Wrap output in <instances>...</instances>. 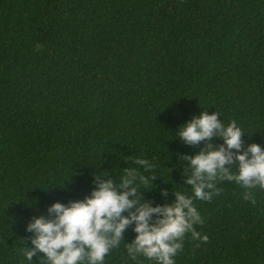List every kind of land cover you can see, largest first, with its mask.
Returning <instances> with one entry per match:
<instances>
[{"label": "trees", "instance_id": "obj_1", "mask_svg": "<svg viewBox=\"0 0 264 264\" xmlns=\"http://www.w3.org/2000/svg\"><path fill=\"white\" fill-rule=\"evenodd\" d=\"M201 111L264 148V0H0V264H30L26 226L97 176L134 169L151 183L130 198L151 206L191 195L183 157L223 144L177 135ZM214 183L193 199L207 239L185 233L174 264H264V189ZM133 227L104 264H155L127 254Z\"/></svg>", "mask_w": 264, "mask_h": 264}, {"label": "clouds", "instance_id": "obj_2", "mask_svg": "<svg viewBox=\"0 0 264 264\" xmlns=\"http://www.w3.org/2000/svg\"><path fill=\"white\" fill-rule=\"evenodd\" d=\"M217 116L216 111H201L177 130L179 138L190 145L216 136L223 141L218 147L209 145L183 157L191 169L186 178L191 195L176 192L174 203L151 206L130 198L151 183V179L137 177L134 169L125 172L118 188L112 180L97 176L89 196L67 204L54 202L47 209L48 218L37 216L31 220L26 231L34 234L32 247L23 250L24 258L31 264L32 256L40 252L42 264H104L105 256L120 244L125 228L134 224L136 235L130 244H125L129 257L174 264L173 257L182 248L185 233L194 240L207 239L194 228L203 221L193 199H211L218 191L214 181L226 179L245 189H264V148L252 143L241 152V128L235 121L225 124ZM233 149L238 161L235 172L225 167L233 162ZM138 163L149 166L144 160ZM249 197L250 193L245 192L244 199ZM125 212L127 215L122 214Z\"/></svg>", "mask_w": 264, "mask_h": 264}]
</instances>
